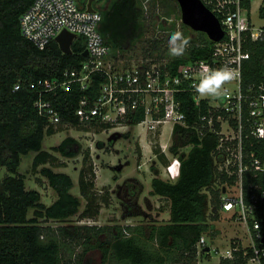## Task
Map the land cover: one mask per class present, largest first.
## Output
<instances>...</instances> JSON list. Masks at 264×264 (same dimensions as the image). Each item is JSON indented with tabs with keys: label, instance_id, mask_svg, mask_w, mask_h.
Wrapping results in <instances>:
<instances>
[{
	"label": "trees",
	"instance_id": "obj_1",
	"mask_svg": "<svg viewBox=\"0 0 264 264\" xmlns=\"http://www.w3.org/2000/svg\"><path fill=\"white\" fill-rule=\"evenodd\" d=\"M250 1L244 0L246 7ZM31 2L0 0V169L9 173L0 179V264H72L69 258L75 248H79L80 255L73 264H95V255L100 256V264H198L196 244L200 237L210 240L217 235L212 223L218 220L221 204V189L217 186L224 182V178L219 181L211 159L215 135L199 138L193 129L174 126L169 151L180 162L179 175L175 181H169L154 173L150 182V194L169 204L166 223L122 228L69 222L76 215L79 220L97 218L100 204L109 203L108 194L98 197L95 192V175L87 150L83 164L88 162L89 166L82 167L78 173L79 196L71 193L74 182L70 175L47 166L55 163L54 153L65 158L77 156L75 139L65 137L51 151L43 150L42 143L46 136L62 131V127L79 126L75 115L78 102L83 97L96 98L103 76H92L89 88L84 91L72 84L66 92L59 89L56 95L41 94L59 113L61 124L56 129L38 114L34 104L40 98L39 89L30 85L39 80H63L65 70L78 69L87 58L83 55L85 47L80 37L72 43L70 55L62 54L54 41L39 49L27 40L20 30V18ZM156 4L160 5L162 15L146 13L142 0H112L101 8L99 33L110 49L111 58L115 62L119 58L131 59L129 52L138 47L143 51L142 57L156 54L157 59H167L172 74L190 61L208 60L213 42L204 33L195 37L187 32L179 34L177 41L184 48L183 54L167 53L169 38L176 32L173 26L165 29L164 22L171 16L180 19L179 6L175 0H153L152 7ZM259 14L264 19V7L259 8ZM155 16L164 20L157 23ZM155 26L165 34L161 38H146L150 27L155 29ZM246 50L249 59L242 65L243 86L262 79L264 40L248 42ZM16 84L18 90H14ZM176 97L187 124L193 125L205 107H196L189 93H179ZM129 118V126L133 127L143 119V114L138 112ZM66 124L68 126L64 127ZM98 127L100 130L109 128L95 126L93 131H99ZM123 137L128 138L129 134ZM186 147L188 150H183ZM137 151L140 157L139 149ZM29 153L34 154L31 170H38L56 194L49 206L41 201L39 191L26 187L24 175L18 173L21 157ZM157 155L160 162L165 160L159 151ZM123 186L125 194L120 200L127 212L125 215H141L136 204L140 183L129 178ZM82 200L85 205L80 211ZM209 203L214 214L208 213ZM262 215L264 200L258 203L256 217L261 220ZM49 222L60 226L51 227ZM86 255H89L87 259ZM234 255V260L220 259L219 264H242L240 252Z\"/></svg>",
	"mask_w": 264,
	"mask_h": 264
},
{
	"label": "built area",
	"instance_id": "obj_2",
	"mask_svg": "<svg viewBox=\"0 0 264 264\" xmlns=\"http://www.w3.org/2000/svg\"><path fill=\"white\" fill-rule=\"evenodd\" d=\"M31 1L20 18V30L27 40L43 49L66 31L74 35L72 43L82 38L87 52L86 61L78 69L65 70L63 80H39L30 85L39 89L40 98L34 104L38 114L56 129L61 124L59 113L41 94L56 95L59 89L66 92L72 84L87 90L92 76L100 74L103 81L96 98L83 97L78 102L75 115L79 126L89 130L109 127L103 131L130 128L129 117L141 112L143 119L137 125L145 129L150 144H158L165 124L170 125L171 138L175 125L193 129L199 138L215 135L211 159L219 181L224 178L217 186L222 194L218 215L228 213L229 220L244 230V235L237 237L219 257L234 260V253L240 252L242 264H264V216H260L261 220L256 217L258 203L264 200V74L257 83L242 84V65L249 59L247 43L264 40V26L253 23L252 0L249 7L244 0H201L219 20L223 37L213 42L208 60L190 61L175 74L167 59L140 57L124 67L111 58L99 33L100 3L104 0ZM89 3L92 11L88 10ZM223 66L237 70L238 77L225 82L219 96L200 94L197 86L205 72ZM18 89L16 84L14 90ZM179 93H189L196 107H205L191 126L176 97ZM165 150L167 147L160 153L166 154ZM179 167L175 157L165 168L166 174L177 177ZM208 206V213L214 214L210 203ZM196 247L209 256L205 236L200 237Z\"/></svg>",
	"mask_w": 264,
	"mask_h": 264
},
{
	"label": "rangeland",
	"instance_id": "obj_3",
	"mask_svg": "<svg viewBox=\"0 0 264 264\" xmlns=\"http://www.w3.org/2000/svg\"><path fill=\"white\" fill-rule=\"evenodd\" d=\"M110 1L112 0L102 1L100 7L103 8ZM152 1L153 0H142L145 12L149 14L151 11L162 15L160 5L156 4L155 8H153ZM262 5H264V0H252L253 23L257 27L264 26V19L259 16L258 10ZM159 22L161 23L160 19L157 20V23ZM164 26L165 29L166 27H170L171 29L173 26L175 27L176 33L183 35L184 32H187L191 34V37L192 35L195 37L201 33L195 32L189 27L183 25L181 20L175 19L174 16L168 18V20L164 22ZM158 27L156 28L155 26V29L150 27L149 32L146 34V38H161L165 33L159 31ZM177 44L181 46L180 41H177ZM129 53L132 54L131 59L125 60L119 58L116 60V63L123 65L124 67L131 66L133 61L142 57L141 54L143 51L138 47H134ZM167 53L171 54L170 49ZM154 57L156 58V54H154ZM96 129H99V131H93L92 129L86 131L85 128L83 129L80 126L72 128L62 127V131L49 137L46 136L42 143L43 150L51 151V148L59 145L65 137H72L75 139L78 144V149H76L77 152L79 150L77 156L73 158H65L58 153H54L55 163L47 166L51 167L55 172H64L70 175L74 182V187L71 189V193L79 196V189L77 186L78 173L82 167H87L90 163L95 175L94 184L97 196H102L104 193L108 194L107 199L109 203L105 205L100 204L101 209L97 218L79 220L77 217L78 215H76L72 217L69 222L78 225H96L101 227L120 226L122 228L126 226L135 227L138 225H160L166 223L169 218V204L167 200L150 194V182L153 172L150 169L153 165H156L158 169L160 167V162L156 160H160L159 155L155 156V154L152 153L156 150L155 148H157V153L158 151L160 153L161 150L164 151L167 147V150H165L166 154H161H163V157H165L166 160L170 159V161L173 162L174 157L169 151V147L172 144L170 125H163L162 134L158 138V144L156 145L149 143L147 133L144 132L145 129L143 127L141 128L139 125H135L131 128L123 127V129H110L107 131L100 130L101 128L99 127ZM127 133L129 134V139L123 137V134ZM111 141L112 143L110 144ZM99 143H101L100 146L98 145ZM150 148L153 149L152 152ZM188 148L189 147L183 148V150L187 151ZM138 149L140 151V157L142 155V158L138 156ZM86 150L89 154V163L87 162V164H83V156L85 155ZM33 157V153L21 157L18 173L24 175L26 187L28 189L32 188L39 191L41 194V201L49 206L55 200L56 194L49 187L46 179L37 172L38 170L34 172L31 170ZM136 158L138 161L141 159L140 161L142 163L139 167H137ZM126 162H128V165L125 166L124 164ZM119 165H124L123 169V166L120 168L122 169L120 175L112 171L110 168ZM159 173L158 176L164 180L175 181L177 179L176 177L173 179L172 177L166 176L161 172V169ZM6 175H9V173L4 168L0 169V179L4 178ZM114 177L119 178L117 182H113ZM129 178H136L141 185L140 193L136 200V204L139 206V211L141 213L139 216L125 215L127 212L121 204L122 202L120 198L125 194L123 185ZM84 205L85 201L82 200L80 211L83 210ZM228 215V213L220 212L218 220L212 223L217 235L213 239H207L208 246L210 247L209 256H206L198 249V264H219V253L227 250L230 245L236 241L237 237L244 235V230L241 228V225L231 222L229 220L230 216ZM47 224L54 228L60 226V224L56 222H49ZM215 249H217V254L214 252ZM74 250L72 257L69 258L72 264L80 255L79 248H75ZM85 257L87 259L89 255H86ZM94 260L95 264H100V256L95 255Z\"/></svg>",
	"mask_w": 264,
	"mask_h": 264
},
{
	"label": "water",
	"instance_id": "obj_4",
	"mask_svg": "<svg viewBox=\"0 0 264 264\" xmlns=\"http://www.w3.org/2000/svg\"><path fill=\"white\" fill-rule=\"evenodd\" d=\"M179 6L181 23L195 32L204 33L211 42H218L223 37V30L219 20L209 11L201 0H175ZM91 2V1H90ZM88 10L92 11L89 3ZM74 35L62 31L56 38L59 50L63 54L72 53L71 44ZM84 56H87L85 51ZM208 251V248L205 249Z\"/></svg>",
	"mask_w": 264,
	"mask_h": 264
},
{
	"label": "clouds",
	"instance_id": "obj_5",
	"mask_svg": "<svg viewBox=\"0 0 264 264\" xmlns=\"http://www.w3.org/2000/svg\"><path fill=\"white\" fill-rule=\"evenodd\" d=\"M179 38V34H174L169 38L170 52L172 55L178 56L182 55L184 52V48L177 44V40ZM238 75L239 73L237 70L227 66H223L214 70L209 69L202 76L197 86V90L202 95L219 96L223 91L222 85H224L225 82L236 79ZM164 174L168 176L166 174V169L164 170Z\"/></svg>",
	"mask_w": 264,
	"mask_h": 264
},
{
	"label": "crops",
	"instance_id": "obj_6",
	"mask_svg": "<svg viewBox=\"0 0 264 264\" xmlns=\"http://www.w3.org/2000/svg\"><path fill=\"white\" fill-rule=\"evenodd\" d=\"M131 128V127H130ZM126 138V137H125ZM127 139H129V137L127 138ZM129 141V140H128ZM151 149V152L153 151V149L152 148H150ZM152 153H154L155 154V156H157V153H155V152H152ZM154 156V157H155ZM137 157V156H136ZM174 158H175V156H173ZM140 158H142V155H141V157ZM168 158V157H167ZM137 159V158H136ZM141 159H139V161H138V159H137V167H139L140 165H141V161H140ZM157 161H159L158 159H156ZM160 162V161H159ZM162 163V164H161ZM159 164V163H158ZM171 164V161H170V159H165V160H163V162H160V167H159V169H158V167H156V165H153L152 167H151V171H153L152 172V178L157 174V175H159L160 173H159V171H160V169H161V172L162 173H164V170H165V168L168 166V165H170ZM125 166L126 165H128V162H126L125 164H124ZM124 165H119V166H116V167H110L111 168V170L112 171H114L115 173H117V174H119L120 175V173H121V171H122V169L124 168ZM121 166H123L122 167V169H120L121 168ZM159 170V171H158ZM154 173H155V175H154ZM152 178H151V180H152ZM118 177H114V181L113 182H117L118 181ZM133 179H136V178H133ZM173 179H175V178H173Z\"/></svg>",
	"mask_w": 264,
	"mask_h": 264
},
{
	"label": "flooded vegetation",
	"instance_id": "obj_7",
	"mask_svg": "<svg viewBox=\"0 0 264 264\" xmlns=\"http://www.w3.org/2000/svg\"><path fill=\"white\" fill-rule=\"evenodd\" d=\"M155 17H156V20H159V19L160 21L164 20V17H158V16H155Z\"/></svg>",
	"mask_w": 264,
	"mask_h": 264
}]
</instances>
